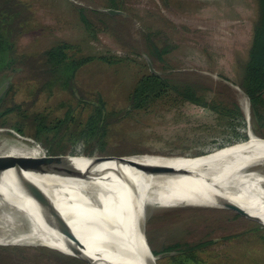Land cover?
<instances>
[{"label": "rangeland", "instance_id": "rangeland-1", "mask_svg": "<svg viewBox=\"0 0 264 264\" xmlns=\"http://www.w3.org/2000/svg\"><path fill=\"white\" fill-rule=\"evenodd\" d=\"M17 1L20 21L26 22L16 36V52L37 56L63 41L76 46V55L106 56L114 62L86 65L74 89L67 90L59 85L49 89L44 76L39 80L35 72L3 68L0 85L10 81L8 91L16 85L0 102V160L44 156L45 142L34 136L35 115L54 127L70 108L78 119L52 129L54 153L68 155L75 148L84 155L69 139L88 116L90 107L84 102L98 101V93L113 124L108 143L95 157H193L245 141L251 134L264 138V107L262 118L255 117L257 108L239 86L260 0H123L118 18L96 14L109 7V0ZM75 6L86 9L83 14L93 26L85 24ZM147 58L160 74L206 89L202 102L209 109L174 96L137 109L129 94L147 72ZM18 105L19 111L6 112ZM258 168L264 172V164ZM147 226L150 245L158 253L179 243L175 250L211 242L199 252L203 264H264V225L229 208L149 206ZM0 264L87 263L47 246L0 245ZM158 264H169L168 257Z\"/></svg>", "mask_w": 264, "mask_h": 264}, {"label": "bare ground", "instance_id": "bare-ground-1", "mask_svg": "<svg viewBox=\"0 0 264 264\" xmlns=\"http://www.w3.org/2000/svg\"><path fill=\"white\" fill-rule=\"evenodd\" d=\"M263 164L264 139L251 134L247 143L197 159L140 154L71 161L64 166L74 175L28 173L0 182V245L47 246L68 255L73 245L100 264H146L149 206L234 202L264 218V172L255 168Z\"/></svg>", "mask_w": 264, "mask_h": 264}, {"label": "trees", "instance_id": "trees-1", "mask_svg": "<svg viewBox=\"0 0 264 264\" xmlns=\"http://www.w3.org/2000/svg\"><path fill=\"white\" fill-rule=\"evenodd\" d=\"M17 3V0L16 3L15 0H0V71L3 68H7L8 71L11 70L13 73L32 71L33 73L35 72V76H39L37 78L39 80H43L42 78L44 76V84L48 86L49 89L59 85V87L67 90L74 89L77 83L78 73L86 65L95 61L114 62V60L110 61L106 56L76 55V53H73V49H75L76 46L63 41L48 47L37 56H29L27 53L21 54L16 52V36L23 32L25 27L24 22H26V20L24 22L20 21L22 10L16 8ZM109 3V7L107 6L108 8L119 10L122 8L123 0H109ZM259 5L260 17L253 30L248 58L242 65V78L239 82V86L249 97L251 106L257 108L254 112L255 117L259 116L262 118L263 115H261V111L263 109L261 110V108L264 107V0H260ZM76 9L81 14V18H83L85 24L87 26H93L83 14V11L86 9L82 7H76ZM96 14L105 18L120 17V15L112 16L101 11L96 12ZM138 55L140 57L142 56L141 53ZM33 65L36 68H34ZM144 65L147 67V72L137 80L129 94L130 100L137 109H146L154 102L173 96L178 100L202 104L209 109L207 103L202 102V97L208 96L205 94L206 89L199 87V84L188 80L169 77V75L166 76L153 73L146 64ZM4 75L8 76L7 73ZM15 85L16 83L14 85L12 84L11 89H13ZM11 89L10 91H12ZM200 90H203L204 93L200 94ZM10 91H8L5 96L9 95ZM97 97L101 98L95 102H84L88 108L90 107L88 116L85 118L84 122L79 121L81 124L71 132L69 139L72 147H75L77 144L83 149V154L86 156H94L96 154L95 152L104 150V145L108 143L110 138V129L113 124L112 121H110L111 116L106 101H104L102 98L103 96L99 93ZM21 107L22 105H18L14 108L7 109L6 112L19 111ZM66 113L64 118L65 121L64 119L58 120L54 127L52 124L47 123L45 117L40 118L39 115H35L34 117V119L37 120L35 124V126L37 125V130L34 136L39 141L45 142V152L47 155H57L54 153V148L52 146V138H54V136H50L52 129L55 127H59L60 129L62 125L66 126L68 123L78 119L75 116V109L70 108ZM16 128L20 134H24L22 128ZM67 129L70 128L67 127ZM55 137H57V135H55ZM74 149L75 148L67 154L79 156V153L74 152ZM58 155L62 154L60 153ZM83 158L85 157H74L71 161H80L83 160ZM209 244L212 243H202L198 246L183 248L179 250L181 252L180 254L168 257L169 264H203L206 260L201 258L199 252L204 250V247ZM180 245V243L176 244L174 247H170V249L173 250L174 248L175 250V248L181 247ZM154 253L158 254L155 250Z\"/></svg>", "mask_w": 264, "mask_h": 264}, {"label": "water", "instance_id": "water-1", "mask_svg": "<svg viewBox=\"0 0 264 264\" xmlns=\"http://www.w3.org/2000/svg\"><path fill=\"white\" fill-rule=\"evenodd\" d=\"M101 12L107 13L112 16L120 15L123 13L121 10L114 9V8H104L101 10ZM147 65L150 69L151 72L160 74L157 72L151 60L147 58ZM10 86V81L4 82L2 85H0V102L3 100V97L7 93L8 89ZM250 139V136L247 140L241 141L235 144H231L225 147H221L214 152H218L226 147H231L232 145L240 144V143H247ZM264 139V138H260ZM214 152L206 153V154H201L197 156H193V159H197L200 157L208 156ZM43 155L41 158H34V157H27L24 159H17L14 157H8L6 159L0 160V182H5L8 180H14V179H22L29 177L28 173H36V174H51V175H60V176H68V175H74L71 173L66 166H64L67 163H71V159L74 157H79V156H84V155H47L45 152H43ZM136 156V155H135ZM86 158H89L92 160V162L99 163L104 160H113V159H121L123 157H131V156H119V157H95V156H84ZM258 168V167H255ZM201 181V180H199ZM205 182V180H204ZM131 191V190H130ZM228 201V200H227ZM228 204L230 203L227 202ZM227 208L232 209L250 219L256 220L262 225H264V218L261 216V214H253L249 210L243 208L242 206L236 204V203H231L227 205ZM66 234L71 237L70 232H66ZM146 245L149 249L150 252V257L151 260L148 259L146 260V264H158V260L165 258V257H172L175 255L180 254L181 252L179 250H170V251H164L162 253H154V250L152 249L148 236L146 235ZM71 249L74 251L71 256H74L82 261H84L87 264H100V262H94L90 258L82 255L76 247L71 246ZM68 255V254H67ZM104 264H107L104 262Z\"/></svg>", "mask_w": 264, "mask_h": 264}, {"label": "flooded vegetation", "instance_id": "flooded-vegetation-1", "mask_svg": "<svg viewBox=\"0 0 264 264\" xmlns=\"http://www.w3.org/2000/svg\"><path fill=\"white\" fill-rule=\"evenodd\" d=\"M258 16H259V12H258Z\"/></svg>", "mask_w": 264, "mask_h": 264}]
</instances>
